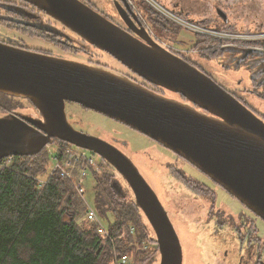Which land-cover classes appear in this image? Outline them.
I'll return each mask as SVG.
<instances>
[{
  "label": "water",
  "instance_id": "water-1",
  "mask_svg": "<svg viewBox=\"0 0 264 264\" xmlns=\"http://www.w3.org/2000/svg\"><path fill=\"white\" fill-rule=\"evenodd\" d=\"M26 1L202 110L155 94L109 71L0 40V92L27 98L44 117L41 127L16 116L0 118V160L38 154L55 137L99 155L133 190L156 234L160 264H183L179 236L155 190L117 146L69 123L65 101H73L172 150L264 219L262 118L197 67L163 49L147 47L81 0Z\"/></svg>",
  "mask_w": 264,
  "mask_h": 264
},
{
  "label": "flooded vegetation",
  "instance_id": "flooded-vegetation-1",
  "mask_svg": "<svg viewBox=\"0 0 264 264\" xmlns=\"http://www.w3.org/2000/svg\"><path fill=\"white\" fill-rule=\"evenodd\" d=\"M81 1L138 38L147 47L154 50L163 49L197 67L212 79H214L215 69L212 70L210 64H215L225 73L245 70L251 80V88H247L246 91L264 99V0ZM8 5L14 6L18 13L15 16H17L21 27L41 29L45 32V35L48 36L47 39L37 36L32 38L42 39L49 43L50 47L34 50L27 48L23 44L25 41L22 37L30 36L20 29L14 30L19 34V37L0 38L3 42L109 71L155 94L202 110L181 93L151 82L109 52L88 42L47 12L26 0H0V15L2 17L6 13L4 8ZM0 25L8 28L6 25ZM184 32H188L191 35L190 38H183ZM230 93L247 106L237 92L231 91ZM71 104H75L82 113L87 115L100 112L77 102L65 101L66 118L75 129L107 140L98 132L91 131L90 127L81 124V120L75 112L69 110ZM35 109L37 111L35 119L14 113H11V116L25 118L30 123L41 127L44 123V117L37 107ZM100 114L116 124L148 137L117 119L103 113ZM148 138L157 142L150 137ZM107 141L117 146L110 140ZM160 145L170 151L177 162L183 161L194 171L192 173L177 164L169 166L170 175L174 179H177L175 174H179L187 177L186 180L189 181L187 184L182 183L180 186H173L169 190L170 195L167 202L188 207L187 210L190 212L191 207H193L194 213L191 214L195 219H199L202 211L206 210L207 218H215L220 225L228 226L238 238L237 242H232L234 246L232 252L224 249L222 260H215L214 264H264V225L257 219L262 218L241 202L239 203L242 207L239 206V210L235 213L227 212L221 204L217 206L216 188L223 189L234 199L237 198L194 165L162 144ZM118 148L122 150L120 147ZM198 191H207L212 198H204L198 194ZM243 208L248 209L251 214ZM262 221L264 222V219ZM236 257L237 262L234 263Z\"/></svg>",
  "mask_w": 264,
  "mask_h": 264
},
{
  "label": "trees",
  "instance_id": "trees-1",
  "mask_svg": "<svg viewBox=\"0 0 264 264\" xmlns=\"http://www.w3.org/2000/svg\"><path fill=\"white\" fill-rule=\"evenodd\" d=\"M4 9L0 24L30 37L48 38L41 29L21 27L13 5ZM21 98L0 92V111L11 116L23 106ZM53 143L60 151L71 146L58 137ZM19 160L0 171V264H113L124 254L130 256L129 264H149L159 252L152 226L115 174L99 175L91 168L93 203L107 222L108 235L103 236L96 223L85 220L84 203L70 180L55 173L40 186L34 178L43 176L49 165L46 147ZM175 175L188 183L187 177ZM198 194L212 198L207 191Z\"/></svg>",
  "mask_w": 264,
  "mask_h": 264
},
{
  "label": "rangeland",
  "instance_id": "rangeland-1",
  "mask_svg": "<svg viewBox=\"0 0 264 264\" xmlns=\"http://www.w3.org/2000/svg\"><path fill=\"white\" fill-rule=\"evenodd\" d=\"M190 36L191 35H189L188 32H184L182 35L183 38H190ZM11 37H19V34L14 30L0 25V38L5 39ZM20 37L22 36L20 35ZM22 38L25 41L23 44H25L27 48L33 50L50 47L49 43L39 38L26 36H23ZM209 66L212 70L215 69L214 80L218 84L230 92H237L238 96L244 100L247 106L264 119V99L252 92L246 91L247 88H251V80L245 70L225 73L216 67L215 64H210ZM21 102L23 103V106L17 109L14 114L35 119L37 117L35 106L24 98H21ZM70 109L74 111L76 116L81 120V124L90 127L89 129L91 131L98 132L102 137L115 143L139 168L141 174L159 196L177 231L182 245L183 264H214L215 260H222L224 255L222 252H224V249L232 252V249L234 248L232 242H237L238 238L228 226L220 225L215 218H207L206 210H203L200 214L202 217L199 216V219H195L191 214L194 213L193 207H191L190 212L187 210L188 207L174 205L173 203L171 204L170 202H167L170 195L169 190L173 186H180L182 184L179 180L174 179L170 175L168 165L177 164L178 166L185 168V170L194 173L193 169L183 161L177 162L176 158L170 151L164 149L160 144L152 141L148 137L141 135L139 132L116 124L100 113L93 112L94 114L90 113L88 115L82 113L75 104H71L69 106V110ZM9 116L10 113L0 111V118H7ZM51 145L57 147L54 143ZM95 158L99 163L102 161L101 157L97 154H95ZM101 165L103 166L101 171L115 174L116 177L119 178L129 197L135 198L133 190L123 175L117 173L113 167L108 166L105 163H101ZM48 167L49 165L47 166L46 174ZM93 184L92 174L89 172L87 198L91 204H94ZM216 190L218 194L217 206H220L221 204L227 212L232 211L233 213L239 210V206L242 207L239 200L234 199L223 189L216 188ZM244 209L246 208H243V210ZM246 211L247 213H250L248 209H246ZM257 219L262 225H264L262 219ZM102 221L107 226V222L105 220ZM160 261L161 254L158 252L154 255L153 260L149 264H160ZM236 262L237 257L234 260V263Z\"/></svg>",
  "mask_w": 264,
  "mask_h": 264
},
{
  "label": "built area",
  "instance_id": "built-area-1",
  "mask_svg": "<svg viewBox=\"0 0 264 264\" xmlns=\"http://www.w3.org/2000/svg\"><path fill=\"white\" fill-rule=\"evenodd\" d=\"M49 155V167L47 174L43 176H35L34 178L39 182L40 186L47 183L48 179L55 173L71 181L74 189L82 198L85 206V220L97 224L98 232L106 236L108 235V228L103 223V219L98 214L94 204H91L87 198V182L88 174L91 173V168L97 174L103 173L101 162L96 161L95 154L88 149L79 146L71 145L60 151L59 147H54L51 144L46 146ZM21 156H7L0 160V171L5 168H11L15 164L20 163ZM133 230V229H132ZM146 246L144 245V248ZM130 256L124 254L116 257L113 264H129Z\"/></svg>",
  "mask_w": 264,
  "mask_h": 264
}]
</instances>
